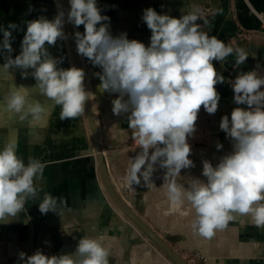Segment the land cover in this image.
<instances>
[{"label":"clouds","instance_id":"9594fccd","mask_svg":"<svg viewBox=\"0 0 264 264\" xmlns=\"http://www.w3.org/2000/svg\"><path fill=\"white\" fill-rule=\"evenodd\" d=\"M69 4L67 22L84 27L83 33H74L77 54L101 69L95 73L100 80L98 90L116 94L112 113L126 118L131 139L140 149L128 158L124 186L135 190L133 185L143 182L147 188H156L153 174L163 169L159 188L172 204L190 206L194 211L192 233L206 240L239 217H248L255 227L264 228V75L257 70L241 71L234 80H226L214 66V61L223 66L234 56L232 67L239 68L247 61L248 52L204 31L197 23L201 6L194 0L181 7L179 18L146 8L142 19L151 31L148 46L128 39L126 33L114 37L107 23L110 18L101 14L97 0H69ZM64 24L65 12L58 5L52 20L40 16L27 20L24 27L0 25V55L4 59L0 69L12 78L0 100V121L7 117L44 127L52 108L59 106L61 121L73 120L82 117L86 102L96 98L86 90L83 68L59 67L62 58H54L48 51V46L67 39ZM13 31L24 33L15 58ZM10 69H20L23 78L31 75L34 86H16ZM226 82L234 93L233 102L246 106L235 107L231 118L224 115L219 124L233 149L216 166L203 160L206 180L190 178L185 186L178 182L181 171L195 166L189 158L192 147L188 138L196 131L202 106L208 114L217 111L221 97L216 85ZM34 93L48 106L33 99ZM216 148L221 150L223 145L217 143ZM45 167L32 157L25 163L17 155L15 140L0 147V223L19 219L29 200H39L41 214L53 212L63 219L64 198L44 192L40 200L43 189L37 181ZM62 231L66 234L63 227ZM106 238L83 236L70 254L49 256L37 249L27 255L21 251L19 264H109L111 253L103 243Z\"/></svg>","mask_w":264,"mask_h":264},{"label":"crops","instance_id":"0c3cea01","mask_svg":"<svg viewBox=\"0 0 264 264\" xmlns=\"http://www.w3.org/2000/svg\"><path fill=\"white\" fill-rule=\"evenodd\" d=\"M189 2L192 0H97V5L101 9V14L110 18L107 23L114 37L126 33L128 39L138 40L148 46L151 31L142 19L143 11L151 7L159 14L179 18L182 14L181 7ZM194 2L210 4L216 10L215 15L206 19L207 24H204L202 19L197 21L201 23L204 31L210 36L215 35L225 43H233L234 47H242L249 54L245 64L235 69L232 67L234 56H229L223 66L214 61L218 72L227 79L230 73L238 74L241 71L264 68V36L258 33L251 43L246 44L239 43L235 39L240 25L248 29L260 27L261 21L255 12L264 16V0H194ZM40 16H45L49 20L55 17L51 0H0V25L4 27L9 23L24 27L27 20H34ZM77 30L83 33V25ZM12 35L15 37L12 41L14 49L12 56L15 58L21 51L24 33L13 31ZM2 39L3 35L0 33V41ZM48 51L54 58H62L59 67H70L60 40L56 45L48 46ZM83 59L88 69L94 72L93 75L99 85L100 80L95 73L100 72L101 69L93 66L87 58L83 57ZM3 63V56L0 55V65ZM10 71L16 86H34L35 80L31 75L23 78L20 69H10ZM11 83V76L0 69V100ZM216 88L221 97L217 111L208 114L202 106L196 121V127L205 135H215L216 142L195 146V149L191 146L192 152L189 158L195 166L183 169L181 177L178 178V182L185 186L190 178L198 177L206 180L202 176L203 160H209L213 166H216L220 158L233 149L230 138H226L219 124L222 116L228 115L229 119L231 118V112L235 107L246 106L236 105L233 102L234 93L227 89L226 83L218 84ZM114 98L116 94L97 91L96 104L99 105L97 119L99 121L101 116L104 120L103 125L100 121L98 123L100 141L111 180L121 185L123 195L135 208L137 202L124 193L128 187L124 186L122 177L128 166V158L134 157L140 149L136 148V145L131 147V135L126 118L113 115L111 101ZM33 99H40L48 106V102L35 93ZM59 113V106L52 108L44 127L31 122L9 120L7 117L0 121V147H3L8 140H15L17 155L24 159L25 163L29 157L45 163L43 177L37 181L43 189L40 200L43 199V193L47 192L66 201L62 213L63 219L53 212L41 214L39 200H29L25 205V212L20 214L19 219L8 224L0 223V264H19V252L23 251L31 255V251L39 246L48 248L49 256L70 254L75 252L78 241L83 236L100 235L107 237L103 243L111 253L109 264H133L140 232L110 202L103 186L96 154L92 153L89 132L82 117L61 121ZM217 143L223 145L221 150H217ZM157 174L158 171L153 175L157 176ZM156 182V188L141 185V210L150 213L156 219L159 228L165 232L166 242L170 240L171 243L174 242L182 248L204 254L205 259H201L199 264L206 260H211L209 264H264V228L255 227L248 217H239L229 222L223 231L217 232L210 240L195 236L187 217L165 213L171 202L164 195V190L159 188L163 183V175ZM133 187L135 192L136 188H139L138 185ZM160 204L163 205L157 210ZM176 208L172 209V213L178 212ZM182 208L186 213L190 212L187 208ZM191 213L194 215L193 210ZM138 214L147 222L144 215ZM150 226L154 230L153 226ZM62 227L66 229V234L62 231ZM171 243L170 245L175 249L176 247ZM142 245L152 247L149 242ZM240 247L244 251L242 254H229L232 248ZM157 262L162 264L159 259Z\"/></svg>","mask_w":264,"mask_h":264},{"label":"rangeland","instance_id":"374dc122","mask_svg":"<svg viewBox=\"0 0 264 264\" xmlns=\"http://www.w3.org/2000/svg\"><path fill=\"white\" fill-rule=\"evenodd\" d=\"M54 4V0H51ZM53 19V18H51ZM69 65V64H68ZM94 73V72H93ZM96 78V77H95ZM97 83H98V80L96 79ZM100 92V91H99ZM97 108H99V105L98 103L96 104ZM100 113V112H99ZM99 115V114H98ZM99 121L101 122V125H103V118L101 116H99ZM98 121V123H99ZM188 142L189 144L195 149V146L199 147L201 145H204L208 142H211V143H215L216 142V136L215 135H205L202 131L199 130V128L196 127V131L194 132V134L192 136H190L188 138ZM130 143H131V147L133 148L135 146L133 140L130 138ZM199 154V153H198ZM158 174L157 176L156 175H153L152 179H153V182L155 183L157 180H160L161 176L163 175L164 173V170L163 169H159L158 168ZM162 174V175H161ZM157 183V182H156ZM155 183V184H156ZM143 186V182L141 184ZM141 185H138L139 188L137 189L136 188V192L130 188H127L126 190H124V193L127 197H129L130 199H133L134 200V197L136 196V194H140V188H141ZM126 188V187H125ZM124 188V189H125ZM133 193V195H132ZM141 195V194H140ZM142 199V197H141ZM135 202V201H134ZM138 203H140V208H135L137 210L138 213H140L141 215H144L145 219L147 220V222L153 226L154 230L165 240L167 239L166 236H165V232H163L160 228H159V225L156 221L155 218H153V216L150 214V213H147V212H143L141 210V200H137ZM163 205V204H162ZM161 204L157 207V210H160L161 209ZM169 209L168 210H165V213L166 214H179V215H184L185 217L188 218V221L191 222L192 219L194 218V215H192V209L190 208V206L187 205H176V204H170L169 205ZM176 208L178 210V212L176 213H172V209L173 208ZM187 208L188 211L190 212H185L183 210V208ZM137 246H136V249H135V254H134V263L133 264H161L160 262L158 263V259L161 260V258H165L163 256V251L156 247L155 244L144 234V233H141L138 234V237H137ZM150 243V245L152 246L151 248H148V247H145L143 246L142 244H145V243ZM167 242L169 243L170 245V240H167ZM173 244V246H175L177 249L176 251L179 252V254L181 256H183L188 262L189 264H199V261L201 259H205V255L204 254H199L197 253L195 250H192V249H186V248H182L180 247L179 245L175 244L174 242L171 243ZM142 245V246H141ZM237 251V252H236ZM244 251L243 249L240 247V248H232L231 251L229 252V254H242ZM142 253V255H141ZM138 254V255H137ZM147 254V255H146ZM137 255V256H136ZM136 259V261H135ZM157 259V260H156ZM211 260H206V261H202L201 264H209Z\"/></svg>","mask_w":264,"mask_h":264},{"label":"water","instance_id":"95a60500","mask_svg":"<svg viewBox=\"0 0 264 264\" xmlns=\"http://www.w3.org/2000/svg\"><path fill=\"white\" fill-rule=\"evenodd\" d=\"M60 5L61 9L65 12V25L67 28L68 32V37L73 53V58L75 62V66L78 68L81 67V60L79 58V55L77 54L76 50V44H75V38L73 35V30L71 23L67 22V13H68V5H67V0H60ZM62 49L65 51L66 47L64 44H62ZM86 86V82H85ZM87 90V86H86ZM86 112L89 120V125L91 129V133L93 136V141H94V150H92V153H96V157L98 160V166L99 170L102 175L103 182L115 200V202L121 207V209L135 222L137 223L142 230L154 241L176 264H189V262L181 256L171 245H169L163 238H161L152 228H150L118 195L116 192L112 180L110 178L109 170H108V165L106 161V157L103 153L102 146H101V141H100V136H99V129L97 127L95 117L93 114V109L91 106V102H86ZM135 202L137 200H141V195L136 194L134 197ZM135 208H140V203L137 202V205Z\"/></svg>","mask_w":264,"mask_h":264},{"label":"bare ground","instance_id":"6f19581e","mask_svg":"<svg viewBox=\"0 0 264 264\" xmlns=\"http://www.w3.org/2000/svg\"><path fill=\"white\" fill-rule=\"evenodd\" d=\"M58 5L61 9V5H60V0H54V4H53V8H54V13L55 16L57 15L58 12ZM67 5H68V11L70 10V4H69V0H67ZM72 26V30H73V35L77 30L76 27H74L73 24H71ZM64 32L67 35V39L66 40H60V44L62 46V44L65 45L66 50L64 51L66 56H67V60L70 66H75V62H74V58H73V53H72V49H71V45H70V41H69V37H68V32H67V28L66 25L64 24ZM75 38V37H74ZM79 58L81 60V67L84 69L85 73H86V77H85V82H86V86H87V90L92 91L95 95L97 94L98 91V84L97 81L95 79V76L93 75V73L88 69L87 65L85 64V61L83 59L82 56L79 55ZM91 102V106L93 109V114L95 117V121L98 127V119H97V114H98V109L96 107V98L93 99ZM83 122L87 127L88 130V134L90 136V140H91V145H92V150H94V141H93V136L91 133V129H90V125H89V120H88V116H87V112H86V108H85V114L82 116ZM99 129V128H98ZM100 136V133H99ZM96 154V153H95ZM103 181V179H102ZM113 186L116 190V192L118 193V195L121 197V199L150 227L152 228L143 218L142 216H140L135 208L130 204L129 200L123 195L122 193V188L121 185L119 183H116V181H112ZM103 186L105 187L107 194L109 196L110 202L112 203V205L118 210V212H120L123 216H125V218L131 222V224L134 225V227L141 233H144L151 241L152 239L142 230V228L135 223L122 209L121 207L115 202V200L113 199V197L111 196V194L109 193V191L107 190L104 182H103ZM156 247L160 248L154 241H152ZM161 249V248H160ZM162 250V249H161ZM163 251V250H162ZM147 255V254H146ZM163 256L165 257L164 259H161L160 261L162 262V264H176L164 251H163ZM157 260V259H156Z\"/></svg>","mask_w":264,"mask_h":264},{"label":"built area","instance_id":"2783aa9c","mask_svg":"<svg viewBox=\"0 0 264 264\" xmlns=\"http://www.w3.org/2000/svg\"><path fill=\"white\" fill-rule=\"evenodd\" d=\"M199 5L201 6V13H202L201 19L202 20H205V19H207V18H209V17H211V16L216 14V10L213 8L212 5L207 4V3H201ZM232 10L235 11V9L233 7H232ZM255 13H256V15L259 17V19L261 21L260 27L257 28V29H248V28L240 25L239 29H238V32H237V34L235 36V39H236L237 42L243 43V44L251 43L253 41L255 35L258 34V33H261L264 36V16H262L258 12H255ZM255 70H257L258 73H260L261 75H264V68L263 67L257 68ZM236 75L237 74H235V73H230L226 80H228V79H233L234 80ZM226 86H227V89L229 91H232L231 85L228 84L227 82H226ZM37 249H40L46 255H49V253H50V250L48 248H45L43 246H39V247H35L31 251V255Z\"/></svg>","mask_w":264,"mask_h":264}]
</instances>
